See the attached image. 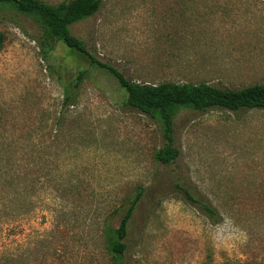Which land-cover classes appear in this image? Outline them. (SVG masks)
<instances>
[{"label":"rangeland","instance_id":"rangeland-1","mask_svg":"<svg viewBox=\"0 0 264 264\" xmlns=\"http://www.w3.org/2000/svg\"><path fill=\"white\" fill-rule=\"evenodd\" d=\"M0 32V256L113 264L108 229L141 189L124 264H264V109L179 110L180 155L162 165L154 158L165 144L160 121L129 107L106 69L46 42L35 18L12 7H0ZM71 33L137 83L264 84L262 6L102 0Z\"/></svg>","mask_w":264,"mask_h":264},{"label":"trees","instance_id":"trees-1","mask_svg":"<svg viewBox=\"0 0 264 264\" xmlns=\"http://www.w3.org/2000/svg\"><path fill=\"white\" fill-rule=\"evenodd\" d=\"M102 0H65L51 5L41 0H0V7L9 6L21 14L32 16L41 25L46 42L54 40L67 48L85 56L91 64L106 69L118 81L126 92L127 105L139 112L160 121L165 144L154 153L155 160L162 165L173 163L180 152L174 146V118L181 109L209 111L214 109L238 113L243 110L264 109V84H256L242 89H229L208 83H174L161 84L137 83L127 79L116 68L99 62L87 50L85 44L71 33V26L95 15L101 8ZM5 35L0 32V50ZM85 72L81 71L76 81L69 84L65 91L63 105H72L77 95ZM142 190L139 189L130 201L126 212L116 229H108L107 246L112 254L113 264H124L127 250L126 238L129 223L140 201ZM188 197L213 219L217 211L212 204ZM1 264H14L16 258L11 255L0 256Z\"/></svg>","mask_w":264,"mask_h":264},{"label":"crops","instance_id":"crops-1","mask_svg":"<svg viewBox=\"0 0 264 264\" xmlns=\"http://www.w3.org/2000/svg\"><path fill=\"white\" fill-rule=\"evenodd\" d=\"M214 1V0H213ZM219 3H228L229 1H240L242 3H244L245 5H250V6H262L264 7V0H216Z\"/></svg>","mask_w":264,"mask_h":264}]
</instances>
